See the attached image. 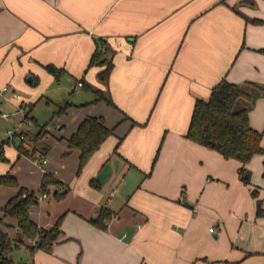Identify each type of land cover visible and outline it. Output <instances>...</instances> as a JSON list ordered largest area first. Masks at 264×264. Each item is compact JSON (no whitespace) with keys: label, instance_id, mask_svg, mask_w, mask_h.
<instances>
[{"label":"crops","instance_id":"1","mask_svg":"<svg viewBox=\"0 0 264 264\" xmlns=\"http://www.w3.org/2000/svg\"><path fill=\"white\" fill-rule=\"evenodd\" d=\"M98 38L115 50L107 84L98 75L102 66L89 64ZM263 48L264 0H0V89L25 91L6 100L10 106L35 103L46 92L56 102L74 87L71 75L83 89L66 110H54L55 127L34 142L48 157L44 166L19 151V140L4 143L0 174L10 171L40 194L47 170L68 189L58 198L52 186L30 208L40 226L60 224L52 251L31 255L26 239L14 259L264 264V213H257L258 199L264 209V154L245 164L243 178L240 160L186 135L196 98L226 78L252 93L239 105L249 108L264 145ZM50 63L65 69L59 81L46 69ZM87 81L108 89L115 105L93 101ZM87 115L104 116L114 133L78 172L80 151L68 138ZM18 188L0 185V217ZM101 207L112 213L106 227L96 223ZM0 227L18 236L12 216Z\"/></svg>","mask_w":264,"mask_h":264},{"label":"trees","instance_id":"2","mask_svg":"<svg viewBox=\"0 0 264 264\" xmlns=\"http://www.w3.org/2000/svg\"><path fill=\"white\" fill-rule=\"evenodd\" d=\"M262 50L264 51V48ZM114 53L115 50L106 39H96V47L89 64L102 66L98 75L100 80L106 84L114 67ZM45 67L54 75L57 81L66 72L64 68L52 63L46 64ZM37 80L35 78L31 83H37ZM81 82L85 84L84 79H81ZM86 86L95 93L93 101L105 100L107 103L115 105L108 89L95 87L89 83H86ZM242 98L250 99L252 98V93L237 82L226 78L221 79L213 86L208 97L196 98L186 135L190 139L220 152L226 158L240 160L243 163L240 169L243 177L247 172L245 164L254 155L264 154V145L262 143L263 131L254 128L250 123L249 108L239 105V101ZM25 104L28 111L32 112L35 103L28 102ZM71 104L70 101L65 102L64 105L59 107L58 112L66 110ZM36 120L33 117V121L35 122ZM47 132L46 124L40 125L38 131L32 135V141L39 143ZM113 133L114 129L106 125L102 115H87L81 121L76 131L68 138L69 147L80 151L78 172L82 171L88 160L101 147L104 140ZM4 143H6V140L0 142V160L6 161L8 157L5 153ZM23 144V139L19 140L17 148L21 153L27 154L28 151L24 149ZM31 155L33 157L34 153ZM91 181L92 184L98 185V179H92ZM2 184L19 187L18 191L1 207L3 216L0 217L1 223L4 216H12L16 219L18 236L12 238L7 231L0 227V264H32L31 261L27 260H15L12 254L15 248L25 243L26 239H30L32 243L28 244V246L31 255L39 249L52 251L54 244L60 240L62 233L60 224L56 223L46 228L40 226L31 217L30 208L39 202V193L34 189L19 185L18 178L10 171L0 174V185ZM61 185L63 186L62 181L54 173L47 170L43 172L40 185L41 193H49L51 187L56 186L54 194L60 198L68 190L64 188L62 192H58L57 187ZM253 193L256 194L255 189ZM257 203V213L261 215L264 213L261 200L258 199ZM111 218V211L106 207H101L96 223L101 227H106V222Z\"/></svg>","mask_w":264,"mask_h":264},{"label":"rangeland","instance_id":"3","mask_svg":"<svg viewBox=\"0 0 264 264\" xmlns=\"http://www.w3.org/2000/svg\"><path fill=\"white\" fill-rule=\"evenodd\" d=\"M73 75H71V80L75 83L72 89H70L71 91L67 94V95H60V97H56L55 101L56 102H51L48 99V97H50V95L46 92L44 93V96L36 99V102L34 104V109L33 112L36 115L37 119H38V124L34 123L33 121V115L31 114V112L27 111L26 115L27 118L30 119L32 122L31 123H27V121L25 120L24 123L22 124V128H26L27 130V134L25 136V138H23V146L24 149L27 150V154L32 156L31 154L34 153L36 150H43V149H39L38 147L34 146V141H32L31 137L34 134V131L38 130V127L40 125L46 124V126L48 127L49 130H52L53 127H55L54 123L56 121V119H54V116L56 115V113L54 112L55 109H58L61 105L65 104V101L67 100H71L72 98H75V96L80 92L83 91L82 87L77 85V79L76 77H72ZM89 84L90 81H87ZM31 85L33 86H37L38 83H31ZM18 92L21 93V95L25 94V91L22 89H16ZM62 90H60L61 93ZM63 93V91H62ZM2 109L7 111V112H12L10 117H3L1 115L0 112V141H4V139H6V141H9L8 138V133L7 130L8 129H14L17 124L19 123V121L23 118L22 114L19 112L15 111V108L11 107L10 104L7 101H4V103L1 105ZM32 131H31V130ZM15 140L17 141L18 139L15 138ZM21 140V139H20ZM25 143L30 144V147H28V145H25ZM44 151V150H43ZM246 175V173L244 174V176ZM51 195V194H50ZM44 199V198H42ZM41 200V199H40ZM1 223V222H0Z\"/></svg>","mask_w":264,"mask_h":264},{"label":"built area","instance_id":"4","mask_svg":"<svg viewBox=\"0 0 264 264\" xmlns=\"http://www.w3.org/2000/svg\"><path fill=\"white\" fill-rule=\"evenodd\" d=\"M79 85H82L81 81H79ZM21 98H22L21 93L16 91L15 89H12L9 85H5L3 88L0 89V106L6 100H10L14 102L15 100H19ZM15 111L21 113L23 118L19 121V123L14 129L7 130V133L9 135L7 139L10 140V142H13L15 138H17L18 140L20 139L22 140L23 138H25L28 129L22 128V124L24 123L25 120L27 121L28 124L32 122L30 119L27 118L26 113L28 111V108L25 102L21 101L19 104H17L15 107ZM0 112L3 117H7V118L10 117L12 113V112H7L3 109H0ZM33 159L36 162H38L41 166H44L48 161V157L46 153L41 150H36L34 152ZM63 190L64 187L62 185L57 187L58 192H62ZM47 195H49V193H40L39 199H42ZM211 229H213V227H211Z\"/></svg>","mask_w":264,"mask_h":264},{"label":"water","instance_id":"5","mask_svg":"<svg viewBox=\"0 0 264 264\" xmlns=\"http://www.w3.org/2000/svg\"><path fill=\"white\" fill-rule=\"evenodd\" d=\"M246 176H248V175H246Z\"/></svg>","mask_w":264,"mask_h":264}]
</instances>
